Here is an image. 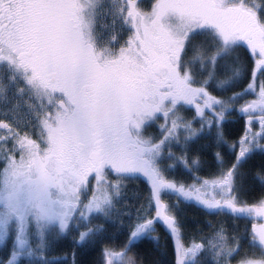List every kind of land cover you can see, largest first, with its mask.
I'll use <instances>...</instances> for the list:
<instances>
[{
  "label": "snow or ice",
  "instance_id": "6c2138e0",
  "mask_svg": "<svg viewBox=\"0 0 264 264\" xmlns=\"http://www.w3.org/2000/svg\"><path fill=\"white\" fill-rule=\"evenodd\" d=\"M257 153L264 0H0V264H146L145 238L161 264H264ZM184 204L233 222L189 234Z\"/></svg>",
  "mask_w": 264,
  "mask_h": 264
},
{
  "label": "trees",
  "instance_id": "16d2710c",
  "mask_svg": "<svg viewBox=\"0 0 264 264\" xmlns=\"http://www.w3.org/2000/svg\"><path fill=\"white\" fill-rule=\"evenodd\" d=\"M243 126H244V118L243 116H238L237 114L231 115L227 117V120L225 121L224 127L226 133L229 135L230 139H236L239 137L240 134L243 132ZM212 149L206 148L205 151L201 152V155L206 162L203 166L205 171L207 170V165L212 161ZM195 154V153H192ZM264 163V155L257 153L253 157L250 158V160L247 162V164L244 166L246 169L249 170V176L247 178V184L249 186L256 185L258 187L259 181L253 179V174L257 171V169L261 166V164ZM201 175H204L205 172H201ZM128 188L126 190L125 195L129 198L130 203L136 202V196L138 193H142L144 191V186L141 183V181L138 180H129L128 182ZM248 198L251 201L252 193H248ZM172 199H175V197H172ZM184 208L183 217L185 220L186 228L189 230V234L191 233V230L196 228H203L204 222L207 220H227L229 225H231L232 218L224 216L223 214H216L215 216L208 215L207 212L202 210L201 208L195 206L194 204H184L182 205ZM199 222V223H197ZM239 223L243 224L244 221H239ZM249 227H250V220L248 221ZM160 227L159 225L157 226ZM205 231L208 229L205 228ZM163 239L161 240V244H163ZM157 245L153 242L148 240L147 238L141 240L136 245V250L140 251L144 259L146 261V264H161V262L165 259L161 255L159 251L156 250ZM92 254V253H91ZM95 255L93 253L92 257Z\"/></svg>",
  "mask_w": 264,
  "mask_h": 264
},
{
  "label": "flooded vegetation",
  "instance_id": "af4514ba",
  "mask_svg": "<svg viewBox=\"0 0 264 264\" xmlns=\"http://www.w3.org/2000/svg\"><path fill=\"white\" fill-rule=\"evenodd\" d=\"M72 237H67L64 240H61L55 247V250L53 252H50L49 255H55L57 257H60V259H63V252L68 251L71 252V248L69 247ZM0 247H2V243H0ZM93 253L89 254L88 258H91ZM79 258H85V257H79Z\"/></svg>",
  "mask_w": 264,
  "mask_h": 264
},
{
  "label": "rangeland",
  "instance_id": "374dc122",
  "mask_svg": "<svg viewBox=\"0 0 264 264\" xmlns=\"http://www.w3.org/2000/svg\"><path fill=\"white\" fill-rule=\"evenodd\" d=\"M251 97L249 96V97H244L243 99H250ZM242 101H238L237 102V104H239V103H241ZM233 113H235V112H230L229 114H228V116H231V115H234L235 116V114H233ZM198 126V125H197ZM209 142V138L208 137H205L204 139H202V140H200V141H198L197 142V145H193V148H196L197 146H199V145H204V144H206V143H208ZM206 150V148H204L202 151H205ZM177 151H179V150H177ZM177 176H180V177H185V178H187L188 176H189V173L183 168V165H180V166H178V168L176 169V173H175ZM200 174H202V173H200ZM250 225H251V220H250ZM68 237H70L71 238V236H68Z\"/></svg>",
  "mask_w": 264,
  "mask_h": 264
}]
</instances>
